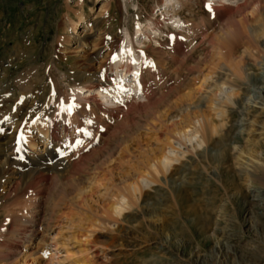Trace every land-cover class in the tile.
I'll return each mask as SVG.
<instances>
[{
  "label": "rangeland",
  "instance_id": "obj_1",
  "mask_svg": "<svg viewBox=\"0 0 264 264\" xmlns=\"http://www.w3.org/2000/svg\"><path fill=\"white\" fill-rule=\"evenodd\" d=\"M237 1L241 0H0V69L4 72L0 77V117L6 113L8 106L18 107L16 101L31 91L27 94L36 99L33 105L37 104L38 110L21 121L18 130L24 128L29 139H33L30 137L37 132L32 134L31 127L38 126V123L45 124L46 119L49 121L51 118L45 109L57 107L63 97H67L66 94L72 97L73 92H78L76 86L69 84L72 71L80 70L88 78L87 74L91 73L90 77H94L106 69L103 66L107 61L106 56L113 54L110 50L118 47L120 33L126 29L134 34L133 43L139 45L134 49L136 55L141 57L140 49H144L145 61L141 70L150 68L146 72L150 73L149 79H146L150 85V97L156 102H163L162 112L171 107V114L179 113V118L182 112L187 111L176 110L182 107L175 102L177 93L186 90L193 81V75L201 69L202 61L210 56L211 47L207 42L210 37H205V34L209 36L218 31V9L225 4L233 6ZM80 15L89 23L88 28L79 21ZM74 22L79 23L77 27L82 31L81 36L87 40V45H79L82 48H75L76 44L69 41L78 38L68 37ZM251 25L252 28H259L256 38L264 42V25L261 29L259 23L253 22ZM147 26H151V29L146 30ZM126 30L123 32L125 40L128 38ZM181 47L183 50H178ZM238 47L233 53L234 58L242 51ZM129 59L132 60L130 54L117 53V63ZM247 64L246 71L252 77V87L256 92L252 89L248 93L241 92L239 109L245 107L243 103L247 98L253 99L258 95V90L264 87V57L250 58ZM228 74V71L223 72L219 82H233ZM49 86L53 95H49L44 103ZM19 89L22 90L20 94ZM119 90L114 87L113 94L116 95ZM74 96L79 95L76 93ZM137 96L134 99L136 104H130L120 112L119 118L111 114V109H104L114 120L111 122L114 124L112 130L106 129V125H110L106 121L102 127L104 132L117 131L124 126L123 117L129 108L150 102L147 100L149 97L143 95V99ZM80 99L79 102L83 101ZM181 109H185V106ZM258 109L259 105L250 104L246 114L264 127V117L257 115ZM84 110L78 111L76 116L80 119L87 116L88 120V107ZM99 111L103 110L88 112L97 114ZM99 118L103 119V115L97 116ZM240 118L237 111H233L225 128L211 138L208 148L193 150L192 154H187L174 164L175 168H171L172 172L166 178L159 175L160 182L143 188L144 195L138 211L135 208L131 212L126 211L119 224L93 235L99 252L95 264H264V190L260 191V185L259 191L254 189L255 182L246 180L247 167L240 166L234 151V146L244 148L246 153L240 156L242 162L250 156L255 161L264 162V136L257 140L253 139L251 131L241 134L237 124ZM80 121L87 124L86 120ZM137 125L139 129L142 123L138 122ZM254 128L257 127L250 126V130ZM5 129L0 125V134H4ZM138 129L131 127L127 141L131 139V142V137L141 132ZM259 131L261 129L254 133ZM100 138L102 133L98 141ZM97 139L92 141L96 143ZM35 141L37 145L29 153L39 152L40 140ZM118 141L111 143L120 145ZM96 144L91 146L94 148L92 151L91 148L82 150L83 155L94 151L89 156L90 164H93L96 154H99L96 159L98 163L108 160L103 148L95 150L100 148L99 142ZM25 147L30 148L28 145ZM18 161L14 160L15 164ZM9 169L8 177H14L11 174L13 168ZM125 169L118 167L114 169V174L116 177L124 175L129 168ZM263 173L256 170V176L262 179ZM256 180L259 182L258 178ZM3 193L1 188L0 202L1 196L6 198ZM91 204L95 206V203ZM72 218V225L77 226L78 217ZM82 223L85 224L84 221ZM61 230L60 235L64 236L71 231L67 228ZM56 231L46 239L52 254L49 264H72L73 258L67 257L66 251L75 249L56 248V240L52 238Z\"/></svg>",
  "mask_w": 264,
  "mask_h": 264
},
{
  "label": "bare ground",
  "instance_id": "obj_2",
  "mask_svg": "<svg viewBox=\"0 0 264 264\" xmlns=\"http://www.w3.org/2000/svg\"><path fill=\"white\" fill-rule=\"evenodd\" d=\"M218 10L217 19L220 21L218 31L209 36L205 34V37H210L207 41L211 47L210 56L202 61L201 69L197 71L198 74L193 75L191 79L193 81L186 90L181 94L177 93V100L174 99L176 103H180L181 108L185 106V109L176 110L187 112H182L179 118L177 117L179 113L171 114L173 111L171 107L162 112L163 102H156L148 92L150 85L146 79H149L150 73L146 74V72L150 68L141 70L139 86L141 93L149 97L147 100L150 102L144 106L129 108L123 117L124 126L117 131H101L102 138L99 141L97 138L100 135L96 138L100 148L95 150L103 148L107 154V161L98 163L96 159L99 154H96L93 164H90L89 156H92L94 151L84 155L82 151L85 148H91L92 151L94 148L91 146L97 144L92 141V137L86 139L87 135L84 137L79 133L80 120L87 121V116L80 119L76 116L77 112H84L86 107L88 111L105 109L92 95L82 97L79 91L77 92L78 100L81 98L88 102L86 107L76 105L72 100L76 90L72 93V97L66 94L67 97H63L61 104L59 103L57 107L45 109L46 114L51 115V118L49 121L46 119L45 124L38 123V126L31 127L32 131H29L38 132L30 137L33 138L31 141H27L26 146L30 148L23 145L17 133L20 122L34 111L37 112V104L33 105L36 99L32 98L33 95H28L31 93L28 91L23 99L16 101L19 103L18 107L8 106L6 113L0 117V125L6 127L5 133L0 134V189L2 188L6 194L3 193L6 198L1 196L0 202V216H2L0 264H49L52 254L46 239L55 230L57 231L52 238L56 240L54 244L56 248L60 246L64 249H75L66 251L67 257L73 258L72 264H95L99 252L96 242L93 241V235L109 230L114 224H119L125 217L126 211L134 208L138 211L139 202L144 195L143 188L160 182L159 175L166 178L167 174L172 172L171 168H175L174 164L187 154H192L193 150L208 148L211 138L225 128L233 111H237L241 117L237 122L241 134L251 131L253 139L257 138V140L264 136L262 131L264 127L258 125L255 119L249 118V114H246L250 104H257L259 105L257 115L264 117V87L262 90L257 88L258 95L253 99L247 98L243 103L245 107L239 109L242 100L241 92L248 93L251 89L255 91L252 87V77L246 71L247 60L264 57V42L256 38L259 28H252L251 25L256 22L260 24V29L263 27L264 0H241L233 6L222 5ZM79 19L80 22L85 23L86 27L89 25L83 16L80 15ZM77 26L79 23L74 22L68 37H78L75 38L77 40L69 41L76 44L75 48H82L87 45V40L81 36L82 31H79ZM149 29L151 26L146 27V30ZM237 47L242 51L239 56L235 54L237 57L234 58L233 53H236ZM178 50H183V47ZM120 55L119 58L122 59ZM127 61L131 62L130 59L116 62V73L120 74L121 70L126 74L132 70L136 75L133 70L136 64L134 67H129L130 63ZM80 66L82 67V64ZM107 70L108 68L99 71L94 77L86 78L80 70L76 69L69 75V84L78 89H84L86 93H91L93 88L97 86L103 88L110 82L107 78ZM226 71L233 82H219V76ZM3 75L4 72L0 69V77ZM123 86L126 87L124 82L123 84L119 82L115 88L123 89ZM21 91L19 94L22 93ZM67 105H71L69 109L66 108ZM111 114L119 118L117 114ZM112 115L109 119L114 121ZM150 115V120H147ZM138 122L142 123L139 129ZM252 125L257 128L250 130ZM106 126V129L114 128L112 123ZM130 126L132 129L135 127L136 130L141 131L131 137L133 139L131 142V139L127 141L131 132ZM258 129L261 131L254 133ZM61 139L69 141L73 149L52 164L42 161L43 149L36 153H29L37 145L35 140H40L38 144L42 146L48 141L58 140L59 142ZM117 140L121 142L120 145L111 143ZM262 140L264 141V137ZM85 143L88 144L87 147H84ZM234 151L240 166L247 167L246 180L254 181L256 184L254 189L258 191L260 185L262 192L264 178L256 176V170L264 171V162L255 161L251 156L247 158L250 162H247L248 160L242 162L240 156L246 153L244 148L234 146ZM14 160L19 161L15 164ZM11 167L13 168L11 174L14 177H8ZM118 167L129 169L126 172V169L124 170V175L116 177L114 169ZM251 168L252 172H250ZM10 197L12 198L9 199ZM91 203H95V208ZM73 216L79 219L77 226L72 225ZM58 224L61 225V229H70V234L60 235L63 230L58 228ZM44 253L47 257H44Z\"/></svg>",
  "mask_w": 264,
  "mask_h": 264
},
{
  "label": "snow or ice",
  "instance_id": "obj_3",
  "mask_svg": "<svg viewBox=\"0 0 264 264\" xmlns=\"http://www.w3.org/2000/svg\"><path fill=\"white\" fill-rule=\"evenodd\" d=\"M210 7V6H209Z\"/></svg>",
  "mask_w": 264,
  "mask_h": 264
}]
</instances>
